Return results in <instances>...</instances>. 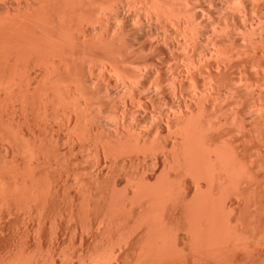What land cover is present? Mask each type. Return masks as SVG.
Listing matches in <instances>:
<instances>
[{
  "label": "bare ground",
  "instance_id": "1",
  "mask_svg": "<svg viewBox=\"0 0 264 264\" xmlns=\"http://www.w3.org/2000/svg\"><path fill=\"white\" fill-rule=\"evenodd\" d=\"M0 4L5 8L0 12V156L5 155L2 161L9 167L6 172L4 165L0 169V234L17 220L39 226L47 209L63 198L66 201L69 190L62 192L61 199L63 175L52 171L53 158L39 152L42 148L32 155L36 147H30L37 143L28 142L30 147L23 143L31 150L29 158L34 156L23 171L12 160L4 162L5 143L20 142L25 136L22 128L28 126L24 121L38 114L66 115L60 111L65 106L66 112L75 108L85 115L96 91L95 86L91 90L87 73L114 72L121 108L129 109L125 113L133 111L129 114L138 122L132 123L131 116L128 123L124 116L127 130L109 135L96 125L92 113L90 120L85 118L90 122L85 123L82 138L93 145L99 168L95 167L97 173L92 170L94 177H87L94 188L85 186L84 175L75 178L79 202L69 210V217L76 216L81 226L85 218L94 221L102 215L111 225L118 219L133 222L134 230L118 244L125 255L120 256L123 264H264V0H5V5ZM98 58L99 63L109 62L100 64L102 70L97 68ZM40 67L45 73L41 80ZM78 67L83 68L81 74L76 72L81 78L75 82L78 77L72 74ZM32 72L38 75V86H33L36 78L32 84ZM96 92L95 97H102ZM148 100L159 110L150 112ZM92 108L87 115L97 111ZM76 112L70 114L77 117ZM135 114L143 123L150 118L146 128ZM18 144L8 145V150L23 146ZM119 162H128L131 168L143 165L127 172L126 163L123 189H117ZM104 172L103 184L99 177ZM18 251H13L17 260L23 252Z\"/></svg>",
  "mask_w": 264,
  "mask_h": 264
},
{
  "label": "rangeland",
  "instance_id": "2",
  "mask_svg": "<svg viewBox=\"0 0 264 264\" xmlns=\"http://www.w3.org/2000/svg\"><path fill=\"white\" fill-rule=\"evenodd\" d=\"M0 3H3L2 5H5V0L2 2H0ZM4 7V6H3ZM3 7H1V4H0V12H4V10H5V8H3ZM1 8L2 9H4V10H1ZM170 28H171V26H169ZM172 28H173V25H172ZM100 57V56H99ZM100 59H102L101 57H100ZM104 59V58H103ZM106 59V58H105ZM96 63H99L98 61H99V58L98 59H96ZM104 61V60H103ZM104 62H107V64L109 63L108 61H104ZM104 62H102L103 64H104ZM102 63H99L98 64V67L97 68H101L100 66H102V65H100V64H102ZM88 71H90V67L89 68H87L88 66L86 65V66H84ZM36 68V67H35ZM38 68V67H37ZM81 68H83V67H81ZM80 67H78V71H73V72H75V74H72V75H76V72H81L82 70H80L81 69ZM42 68L40 67V70H41ZM32 70H34V72H35V69H32ZM38 70V69H37ZM43 70V69H42ZM42 70H41V74H43V75H40V74H38L39 75V78H40V76L41 77H43L44 76V72H42ZM80 70V71H79ZM86 70V71H87ZM101 70H102V68H101ZM87 71V72H88ZM109 71H111V70H109ZM40 71H36V73H39ZM72 72V73H73ZM86 72V73H87ZM78 73V74H79ZM90 73V72H89ZM89 73H87V76L89 77L90 75L91 76H93L91 73L89 74ZM96 73H97V70H96ZM95 73V74H96ZM98 73L100 74L101 72H99L98 71ZM107 73H109V72H107ZM106 73V74H107ZM113 73L114 72H111V73H109V74H107V75H105V73H104V75L101 73L100 75H101V77H99V74H97V75H94L93 77H91L90 76V79L94 82V84H92L91 85V83H93L92 81H91V83H90V86H91V90H94L95 88V90L96 91H98L97 90V87L99 86V84H101L103 87L101 88L100 86V88L99 89H103V91L102 90H100V94H101V96L104 98H102V97H100V98H98L99 96L98 95H96V97L99 99V102H98V99L95 97V92L96 91H94V94H93V96H94V100L96 99V101L98 102V105H99V103L101 102V101H104L105 99H107V100H105V102H101L100 103V105L98 106L97 105V102L96 101H94L93 100V97L91 98L92 100H93V104L91 105V107H93L94 106V108H95V106L97 107L96 109H94V108H92V109H94V110H97V111H94V113L96 112V115L93 113V112H91V111H89V114L87 115V112H88V110H90L91 109V107H90V109L89 108H85L86 110H85V112H86V114L85 115H83L82 114V116H84V117H82L81 116V114H79V112H78V114H79V116H78V114H77V110L75 111V108H72V106H74L73 104L71 105V107H70V105L67 107L66 106V109H69L70 110V108H72V109H74V110H70V112H72V111H74V113L76 112V114H77V117H79L80 118V116L82 117V118H77L76 117V115L74 114V113H71V114H73L72 116H71V114H70V112L67 110V112H66V110H64V105H62V109H60V111L61 112H64V113H67L68 115L70 114V117L69 116H67V114L66 115H62L61 113V115H59V111L57 112V114L55 113L54 115H53V113L52 114H50V116L47 118L45 115H41L42 117H40V115L38 116L37 115V117H35V115H34V117L35 118H31L30 117V119L29 120H26L27 121V123H26V121H24V120H22L21 119V117L19 118V119H21L20 121H19V123L20 122H22L23 123V121L25 122L24 124L26 125H28V126H25V129H23L22 127L23 126H21V128H22V132L23 133H25L24 135L25 136H23V134H22V136H20V137H23V138H21V141L20 142H22V144H18V143H20V142H15V143H13V144H7L6 145V143H5V145L3 146V148L5 149V153H7V155H6V160L4 161V162H7V164L9 163V160L11 161V164L12 165H17L18 167L20 166V168L22 169V171H23V169H27V167H28V165H29V162H30V160H32L31 158L32 157H34V156H32L31 158H29L31 155L29 154V151H31L32 150V155H34L33 153H34V151L36 152V150H37V152H38V148H42L39 152H44V153H46V156H50V154H51V158H53L52 160L54 161V165H53V168H52V171L54 172V171H56V172H60V173H62V180L60 181V183H62V184H59L60 185V191H61V193H60V195L61 194H63V196L61 197V199L64 197V193H62V192H64V191H66V189H69L68 191H66V193H65V197H68L69 198V200L70 201H72V200H75V201H72L73 203H71L69 200H68V198L67 199H65L66 201H64V198L62 199L63 200V202H61L62 200H58L59 201V203H57V205H59V206H54L55 205V203H54V205L51 207V206H49V207H51L50 209H47V213L45 212V217H44V221L42 220V224L40 223V225L39 226H42V228L41 227H39L38 226V222H36V226L35 225H29V227H28V225L24 222V220L23 221H20V220H17V223L16 222H14L15 224H13V225H10L9 227H7L6 229H5V231L2 233V234H0V261H1V263L0 264H3L4 262H5V264H7L8 262V264H12V262H13V260L15 259L16 260V262L14 263V264H66V263H68V264H96V263H98V264H123L122 262H121V260H123L124 259V253H122V251L120 250L121 249V247H118V244L121 246V240L122 239H120V238H123V237H125V235H127V234H129V232H131L130 231V229H132V230H134L133 229V222H131L130 221V223L132 224V225H130V223H129V221L128 220H124V219H118V220H120L119 222H120V224H119V222L118 221H115L112 225L110 224V223H112V222H110L109 221V223H108V220L106 221V218L102 215V216H100L99 218L97 217V219L96 220H94L93 221V219H92V221H90V219L92 218H85L84 219V222H83V226H84V228H83V226H81L82 225V222H80V219H77L76 218V216L75 217H73V218H71L72 217V215H71V213H69L71 210L70 209H72V208H74L75 209V204L76 203H78L79 202V196L78 195H76L77 193V190H76V188H78L79 186H78V181L80 180V179H82L84 176V178L82 179L83 180V182L85 181L86 183L87 182H89V184L87 183H85V186L87 187V186H89V187H87V188H91V185H92V187L94 188V186H96V185H94L95 183L93 182V183H90V179L92 178V176L94 177V175H92L93 173H97V171L96 170H98V166H96V164H95V159H96V155L94 156V154H95V152H94V148H92L93 147V145L90 143L89 144V142L87 141V140H85L86 138H82L83 136H82V133H83V131H84V126H85V123H88V122H90V121H88L87 122V120H86V122H85V118L86 117H88L91 113V117H92V119H95L96 121H97V115L98 114H101L102 116H100L99 117V119H98V121L96 122V121H94L95 123H97L96 125H98V126H100L101 128H103V131H104V133L103 134H109V135H111V133H112V135H113V133L115 134V131L117 132V130H118V132L120 133V132H122V130H127L126 129V126L128 125V123H136V122H138L137 121V119H135L134 118V115L132 114H129V113H133V111H129V112H127V113H125L126 112V110L128 111L129 109H127V108H121L122 106H124L123 105V102L122 101H120L121 99H119L118 97H117V92H115V91H118L119 92V90H121L120 89V87L119 86H116V82H117V80H118V77L114 74L113 75ZM81 74V73H80ZM111 74V77L112 76H114V77H110L109 75ZM37 75V74H36ZM38 75L37 76H35L34 74H33V72H32V77H33V80H31L32 81V84L33 83H35L36 82V79L38 78ZM77 76V75H76ZM73 77V76H72ZM75 77V76H74ZM78 78H76V81L75 82H77V80L78 79H80L81 77L80 76H77ZM107 77V78H106ZM116 77V78H115ZM34 78H36L35 80H34ZM100 78V79H99ZM74 79V78H73ZM106 79V80H105ZM109 79V80H108ZM117 79V80H116ZM40 80H41V78H40ZM75 80V79H74ZM73 80V81H74ZM115 80V81H114ZM79 81V80H78ZM96 82V83H95ZM110 82V83H109ZM37 84H34L33 86H35V85H37L38 86V79H37V82H36ZM108 83V85H106ZM48 84H50V83H48ZM61 85H65L64 83L62 84L61 83ZM60 85V86H61ZM46 86H48L50 89L52 88V84H51V87H50V85H47L46 84ZM94 86H95V88H94ZM104 87H106V88H108V90H105L104 89ZM119 87V88H118ZM48 88V89H49ZM114 88H117V89H119V90H117V89H114ZM105 90V91H104ZM112 90V91H111ZM110 92V94L108 93V92ZM115 93H114V92ZM93 92V91H92ZM98 92H96L97 94H98ZM104 92V93H103ZM107 92V93H106ZM104 96H103V95ZM106 94H109V95H106ZM111 94L113 95V100H112V96H111ZM89 97V96H88ZM107 97V98H106ZM117 97V98H116ZM109 98V99H108ZM115 99V100H114ZM113 102V103H110V102ZM167 101H169V100H167ZM107 102V103H106ZM122 102V103H121ZM148 103V108H149V111L151 112V110H152V112L153 111H158L159 109H156L157 107H155V106H153L152 107V104H151V102H149V100L147 101ZM110 103V104H109ZM119 105H118V104ZM127 103L128 104H130V100L128 99V101H127ZM150 103V104H149ZM164 103V102H163ZM95 104V105H94ZM115 104V105H114ZM66 105V104H65ZM103 105V106H102ZM121 105V106H120ZM100 106H102L103 108H100ZM108 106V107H107ZM116 107V109L114 108V107ZM150 106V107H149ZM70 107V108H69ZM128 107H130V106H128ZM118 108H119V110L122 112V110L123 109H125V110H123V112L125 113L124 115H120V113L121 112H117V110H118ZM165 108V107H164ZM99 109H101V110H99ZM113 109H115L116 110V112L117 113H119V114H116V112L113 110ZM63 110V111H62ZM99 110V111H98ZM118 110V111H119ZM103 111V112H102ZM109 111V112H108ZM113 111L115 112V113H113ZM69 112V113H68ZM97 112H98V114H97ZM103 114H102V113ZM63 113V114H64ZM112 113V114H111ZM117 115L116 117H115V115ZM53 115V116H52ZM105 117H104V116ZM108 115V116H107ZM112 115V116H111ZM119 115V116H118ZM129 115V116H128ZM135 115H137V114H135ZM51 116H52V118H51ZM55 116V117H54ZM67 118H66V117ZM94 116V117H93ZM112 117L111 119H110V117ZM113 116H114V118H113ZM122 116V117H121ZM124 116H126V118L124 117ZM131 116H132V119L133 120H135V121H132L131 120ZM138 116V115H137ZM33 117V116H32ZM60 118V121H56V120H59V118ZM61 117H63V118H61ZM64 117H65V119H64ZM75 117L77 118V119H79V121L81 120V122H79V121H76V119H75ZM118 117H119V119H118ZM136 117V116H135ZM139 117V116H138ZM41 120H40V119ZM101 118V119H100ZM105 118H107V119H105ZM120 118H123V119H120ZM124 118H125V120L128 118V120L130 121L131 120V122H128L127 120V122L124 120ZM137 118V117H136ZM36 119H38V120H36ZM50 119V120H49ZM84 119V120H83ZM86 119H88V120H90V116H89V118H86ZM91 119V120H92ZM104 119L106 120V121H104ZM115 121H114V120ZM119 121H118V120ZM148 119V118H147ZM33 120H34V122H33ZM44 120H45V122H44ZM55 120V121H54ZM63 120V121H62ZM69 120V121H68ZM82 120H83V122H82ZM101 120V121H100ZM121 120V121H120ZM124 120V122H122ZM138 120H139V125L140 126H142V124H143V126L146 128L147 126H148V124H149V120H150V118H149V120L146 122V123H143L142 121V118H141V120H140V117L138 118ZM31 123H29V122ZM36 121V122H35ZM44 122V123H43ZM47 122V123H46ZM64 122V124H61V123H63ZM67 122V123H66ZM70 122V123H69ZM79 122V123H78ZM109 122V123H108ZM113 122H114V124H113ZM22 123H20L21 125H23ZM29 123V124H28ZM34 123V124H33ZM77 123V124H76ZM81 123H82V125H81ZM100 123V124H99ZM107 123V124H106ZM123 123V124H122ZM148 123V124H147ZM36 124V125H35ZM51 124V125H50ZM60 125V127H59V125ZM74 124V125H73ZM110 124V125H109ZM117 124V125H116ZM122 124V125H121ZM126 124V125H125ZM138 124V123H137ZM145 124H147V126H145ZM48 125V126H47ZM68 127H67V126ZM73 125V126H72ZM78 125V126H77ZM103 125V126H102ZM29 126L31 127V128H29ZM32 126H33V128H32ZM72 126V127H71ZM121 126V127H120ZM123 126V127H122ZM142 126V127H143ZM28 127V128H27ZM46 127V128H45ZM49 127H51V128H49ZM63 127V128H62ZM76 127V129H74ZM77 127H78V129H77ZM81 127V128H80ZM113 127V128H112ZM144 127H143V129H144ZM43 128V129H42ZM105 128V129H104ZM118 128V129H117ZM121 128V129H120ZM128 128V127H127ZM44 129H46V130H44ZM53 130V131H52ZM55 130V131H54ZM76 130H79L78 132L76 131ZM111 130V131H110ZM114 130V131H113ZM120 130V131H119ZM57 131V132H56ZM66 131V132H65ZM78 133V134H76L77 136L79 135V137L78 138H80V140L78 139V138H76V135H75V133L76 132ZM113 131V132H112ZM75 132V133H74ZM117 132V133H118ZM45 133V134H44ZM47 133V134H46ZM52 133V134H51ZM55 133V134H54ZM117 133L115 134V135H117ZM45 135V136H44ZM48 135V136H47ZM51 135V136H50ZM73 135H74V137H73ZM64 136V137H63ZM31 137V138H30ZM24 138L26 139V142H23V141H25L24 140ZM151 138V137H150ZM23 139V140H22ZM33 139V140H32ZM37 140V141H35V140ZM42 139H44V140H42ZM49 139V140H48ZM52 139V140H51ZM77 141H76V140ZM83 141H82V140ZM28 140V141H27ZM72 140H73V142H72ZM49 141V142H48ZM57 141V142H56ZM76 141V142H75ZM80 143H82V144H79V142ZM82 141V142H81ZM28 142H30V144L31 145H33V144H35V143H37V145L35 146V145H33V146H31L30 144H28ZM42 144H41V143ZM45 142H46V144H45ZM56 142V143H55ZM61 142V143H60ZM87 142V143H86ZM23 143H24V145L27 143L28 144V146L30 147V149L32 148V147H36L34 150L33 149H31V150H29L28 149V147L27 146H24L23 145ZM74 145H73V144ZM23 145L24 146V149L22 150V148H23V146L20 148V147H15L14 148V151L12 150H8V145ZM26 144V145H27ZM39 144V145H38ZM40 144H41V147H40ZM55 144V145H54ZM57 144V145H56ZM85 144V145H84ZM87 144V145H86ZM46 146V148L47 149H45V147L44 146ZM73 145V146H72ZM89 145V146H88ZM92 147H91V146ZM8 146V147H7ZM7 147V148H6ZM10 147H12V146H10ZM76 147V148H75ZM83 147H84V149H83ZM13 148V147H12ZM11 148V149H12ZM16 148H17V150H16ZM19 148V149H18ZM51 148V149H50ZM89 150H88V149ZM7 149V150H6ZM53 149V150H52ZM58 149V150H57ZM91 149V150H90ZM27 150V151H26ZM46 150V151H45ZM60 150V151H59ZM80 150V151H79ZM3 152H1V155L4 153V150H2ZM7 151V152H6ZM18 151V152H17ZM25 151V152H24ZM53 151V152H52ZM57 151V152H56ZM78 151V152H77ZM11 152H13V154L11 153ZM14 152H16V153H14ZM24 152V153H23ZM73 152V153H72ZM18 153V154H17ZM31 153V152H30ZM43 153V154H44ZM55 153V156L57 157V158H55V156H53V154ZM57 153V154H56ZM90 153V154H89ZM22 154V155H21ZM23 154H25V156H23ZM48 154V155H47ZM71 154V155H70ZM75 154V155H74ZM86 154H88V156L86 155ZM11 156V157H9V156ZM16 155V156H15ZM21 155V156H20ZM30 155V156H29ZM70 155V156H69ZM18 156H19V158H18ZM28 156V157H27ZM75 156V157H74ZM4 157H5V155L3 154V159H2V156H0V164H2L3 163V161L2 160H4ZM24 157V158H23ZM70 157V158H69ZM88 157V158H87ZM90 157V158H89ZM9 158V159H8ZM66 158V159H65ZM80 158H81V160H80ZM83 158V159H82ZM93 158V159H92ZM13 159H15V160H13ZM24 159H25V162H24ZM30 159V160H29ZM64 159V160H63ZM85 159V160H84ZM90 159V160H89ZM8 160V161H7ZM26 160H28V162L26 161ZM34 160V159H33ZM56 160V161H55ZM1 161H2V163H1ZM14 161V162H13ZM60 161V162H59ZM68 161V162H67ZM80 161V162H79ZM84 161V162H83ZM57 162V163H56ZM83 162V163H82ZM17 163V164H16ZM18 163H20L19 165H18ZM24 163V164H23ZM62 163H63V166H62ZM80 163V164H79ZM89 163V164H88ZM92 163V164H91ZM126 163H127V165H126ZM124 162V164L128 167L127 169L126 168H124V167H126L125 165H121V163L119 162V163H117V167H119V169L117 170V172H119V174L118 173H116V175H117V178L119 177V181L117 180V184H118V187H117V189H123L124 188V186L126 185V181H125V176H123V175H125V173H127V172H129V168L130 169H132L133 170V167L134 166H136L135 164L133 165V167L131 168V167H129L128 165H130V164H128V162ZM57 164H59V165H57ZM120 164V165H119ZM142 164V162L141 163H139V165L138 166H136V167H139L140 165ZM3 165H4V163L2 164V166H0V169L2 170L4 167H5V165H4V167H3ZM56 165V166H55ZM72 167H71V166ZM76 165V166H75ZM94 165V166H93ZM119 165V166H118ZM16 166V167H17ZM60 166V167H59ZM83 166V167H82ZM89 166V167H88ZM93 166V167H92ZM142 166L143 165H141V167H140V169L142 168ZM8 165L4 168V169H6L4 172H6L7 170H8ZM23 167V168H22ZM95 167H98V168H95ZM136 167H134V172H135V170L136 169H138V168H136ZM55 168V169H54ZM91 170H90V169ZM124 170H123V169ZM159 168V169H158ZM3 169V170H4ZM54 169V170H53ZM66 169V171H64V170ZM76 169V170H75ZM95 169V170H94ZM161 169H162V167L160 166V167H157V170H158V173L157 174H159L160 173V171H161ZM61 170V171H60ZM71 170V171H70ZM80 170V171H79ZM83 170H84V172H83ZM90 170V171H89ZM95 171V172H93V171ZM125 170H127V172H125ZM132 170H130V171H132ZM160 170V171H159ZM74 171V172H73ZM86 171V172H85ZM67 172V173H66ZM75 172H77V173H75ZM82 172V173H81ZM93 172V173H92ZM124 172V173H123ZM75 173V174H74ZM82 174V175H79V174ZM89 174V175H87V174ZM66 174V175H65ZM67 174H69L70 175V178H69V175H67ZM74 174V175H73ZM84 175V176H83ZM106 174H105V172H104V174L102 175V176H100L99 178L101 179L100 181L104 184L106 181H105V179L107 178L106 176H105ZM75 176V177H74ZM105 176V177H104ZM67 177V178H66ZM72 177H74V178H72ZM81 177V178H80ZM87 177H91L90 179L89 178H87ZM75 178L76 179H79V180H75ZM65 179H66V181H65ZM73 179V180H72ZM153 179L154 178H151V180L153 181ZM70 180V181H69ZM81 180V181H82ZM87 180V181H86ZM74 181H76V184H75V182ZM67 182V183H66ZM71 184H69V183ZM82 182V183H83ZM92 182V181H91ZM74 183V184H73ZM101 183V184H102ZM121 183V184H120ZM73 184V185H72ZM73 186L75 187V188H73ZM65 187V188H64ZM69 187H71V188H69ZM120 187V188H119ZM122 187V188H121ZM62 189V190H61ZM65 189V190H64ZM73 189H75V190H73ZM71 190V191H70ZM70 194V195H69ZM75 195V196H74ZM60 197H59V199H60ZM77 197H78V199H77ZM71 198V199H70ZM77 200V201H76ZM66 202V203H65ZM69 203V204H68ZM70 203H71V205H70ZM75 203V204H74ZM67 204L68 205H70V206H68L69 207V209H68V207H67ZM73 205V206H72ZM62 206V207H61ZM66 208L68 209V210H66ZM58 210V211H57ZM70 210V211H69ZM68 211V212H67ZM50 212V213H49ZM56 213H59V214H56ZM68 213H69V215H68ZM55 214V215H54ZM68 215V216H67ZM50 216V217H49ZM69 216H71V217H69ZM53 218V220H52V218ZM67 217H69V218H67ZM46 218H47V220H46ZM54 218H55V220H54ZM63 218V219H62ZM76 218V219H75ZM89 219V220H88ZM22 220V219H21ZM57 220V221H56ZM67 220V221H66ZM75 220H77V221H75ZM99 220V221H98ZM117 220V219H116ZM121 220H123V221H121ZM22 222H24V223H22L23 225H25V226H27L26 227V229L24 230L23 229V227L24 226H22L21 225V223ZM53 221V222H52ZM69 221V222H68ZM87 221H88V223H87ZM126 223H125V222ZM55 222V223H54ZM71 222H72V224H71ZM75 222V223H74ZM80 222V223H79ZM93 222V223H92ZM97 222V223H96ZM104 222V223H103ZM106 222V223H105ZM117 222H118V224H117ZM121 222H122V224H124V225H122L121 224ZM20 223V224H19ZM53 223V224H52ZM69 223V224H68ZM116 223V224H115ZM55 224V225H54ZM87 224V225H86ZM100 224V225H99ZM107 225V226H105V225ZM109 224V225H108ZM128 224H129V226H128ZM19 225H21V227L19 226ZM102 225V226H101ZM117 225V226H116ZM120 225V226H119ZM128 227H127V226ZM18 226V227H17ZM56 226V227H55ZM77 226V227H76ZM93 226V227H92ZM101 226V227H100ZM131 226H133V227H131ZM39 227V228H38ZM51 227V228H50ZM90 227V228H89ZM115 227H117V228H119V229H117V228H115ZM125 227V228H124ZM56 228V229H55ZM64 228V229H63ZM70 228V229H69ZM99 228V229H98ZM107 228H109L108 229V231H106L107 230ZM112 228V229H111ZM13 229V230H12ZM27 229H28V232H27ZM35 229H36V231H35ZM55 229V230H54ZM58 229V230H57ZM73 229H76L75 231L73 230ZM84 231H83V230ZM86 229V230H85ZM93 229V230H92ZM117 229V230H116ZM48 230V231H47ZM64 230V231H63ZM104 230H105V232H104ZM112 230V231H111ZM121 230V231H120ZM25 231V232H24ZM39 231V232H38ZM42 231V232H41ZM50 231V232H49ZM52 231V232H51ZM58 231V232H57ZM87 232V234H85L86 232ZM98 231V232H97ZM111 231V232H110ZM117 231V232H116ZM128 232V233H126V232ZM13 232V233H12ZM24 232V233H23ZM27 232V233H26ZM64 232V233H63ZM91 232V233H90ZM109 234H108V233ZM119 232V233H118ZM31 233V234H30ZM55 233V234H54ZM74 233V234H73ZM76 233V234H75ZM78 233V234H77ZM95 233V234H94ZM112 233V234H111ZM113 233H114V235H113ZM123 233V234H122ZM27 234V235H26ZM54 234V235H53ZM80 234V237L78 236ZM84 234V235H83ZM105 234V235H104ZM120 234V235H119ZM13 236V238H12V236ZM30 235V236H29ZM57 235V236H56ZM69 235H71V236H69ZM73 235V236H72ZM82 235V236H81ZM90 235V236H89ZM98 235V236H97ZM107 235V236H106ZM119 235V236H118ZM55 236V237H54ZM68 236H69V238H68ZM93 236V237H92ZM101 236H103V237H101ZM29 237V238H28ZM88 237V238H87ZM95 237V238H94ZM112 238V239H109V238ZM116 237V238H115ZM15 238V239H14ZM23 240H22V239ZM41 240H40V239ZM49 238V239H48ZM55 238V239H54ZM57 238V239H56ZM108 238V239H107ZM21 239V240H20ZM28 239V240H27ZM47 239V240H46ZM95 239V240H94ZM103 239V240H102ZM118 239V240H117ZM120 239V240H119ZM38 240V241H37ZM98 240V241H97ZM110 242H108V241ZM111 240H113V241H111ZM8 241V242H7ZM52 241V242H51ZM68 241V242H67ZM74 241V242H73ZM39 242V243H38ZM49 242V243H48ZM86 242V243H85ZM115 242V243H114ZM117 242H119V243H117ZM98 244V246H97V244ZM100 243V244H99ZM2 244V245H1ZM16 245V247L14 246V245ZM23 244V245H22ZM37 244V245H36ZM49 246H48V245ZM58 244V245H57ZM72 244V245H71ZM81 244V245H80ZM115 244V245H114ZM42 245V246H41ZM52 245V246H51ZM86 245V246H85ZM101 245V246H100ZM102 245H104V247L102 248ZM18 246V247H17ZM77 246H78V248H77ZM117 246V247H116ZM8 247V248H7ZM13 247V248H12ZM40 247V248H39ZM55 247V248H54ZM59 247V248H58ZM76 247V248H75ZM100 247V248H99ZM106 247V248H105ZM10 248H12L11 250H10ZM20 249V251H18V250H15V249ZM34 248V249H33ZM39 248V249H38ZM73 248H74V250H73ZM105 248V249H104ZM113 251L112 253L110 252L111 250ZM120 248V249H119ZM31 249H32V251H31ZM46 249V250H45ZM110 251H109V250ZM43 250V251H42ZM60 250H61V252H60ZM79 250V251H78ZM88 250V251H87ZM101 250V251H100ZM106 250V251H105ZM13 251L14 252H17L18 251V253L19 252H21V251H23V252H21V254L19 255H17V257H18V260H17V258L15 257V253H13ZM50 251H51V253H50ZM59 251V252H58ZM99 251V252H98ZM106 253H105V252ZM115 251V252H114ZM34 252V253H33ZM104 252V253H103ZM108 252V253H107ZM11 253V254H10ZM33 253V254H32ZM46 253V254H45ZM79 253V254H78ZM81 253H83L84 255H82ZM101 253V254H100ZM102 253L103 254H105V255H102ZM111 253V254H110ZM4 254V255H3ZM31 254V255H30ZM44 254V255H43ZM50 254H52V255H50ZM61 254V255H60ZM63 254H64V256H66V257H64L63 256ZM107 254H109V255H107ZM117 254H119V255H117ZM6 255V256H5ZM8 255H9V257H8ZM14 255V256H13ZM39 255V258L37 257ZM54 255V256H53ZM69 255V256H68ZM80 255H82V256H80ZM104 256V258L102 257V256ZM113 255V256H112ZM116 255V256H115ZM11 256V257H10ZM58 256V257H57ZM87 256H88V258H87ZM106 256H107V258H106ZM119 256V257H118ZM123 256V259H121L120 260V258ZM15 257V258H14ZM45 257V258H44ZM54 257V258H53ZM70 257H71V260H73V261H71L70 260ZM92 257V258H91ZM109 257H111V259L109 258ZM12 258H13V260H12ZM38 258V259H37ZM66 258V259H65ZM80 258V259H79ZM114 258H117L116 260H114ZM20 259V260H19ZM44 259V260H43ZM49 259H51V260H48ZM56 259V260H55ZM61 259V260H60ZM92 259H94V260H92ZM8 260V261H7ZM43 260V261H42ZM70 260V261H69ZM88 260V261H87ZM83 261V262H82ZM86 261V262H85ZM126 261V260H125ZM18 262V263H17ZM24 262V263H23ZM45 262V263H44ZM51 262V263H50ZM72 262V263H71ZM82 262V263H81ZM96 262V263H95ZM117 262V263H116Z\"/></svg>",
  "mask_w": 264,
  "mask_h": 264
}]
</instances>
